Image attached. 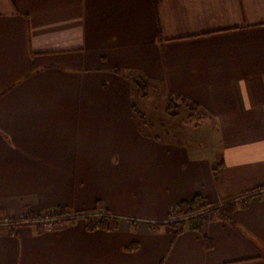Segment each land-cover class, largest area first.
<instances>
[{
    "label": "crops",
    "instance_id": "0c3cea01",
    "mask_svg": "<svg viewBox=\"0 0 264 264\" xmlns=\"http://www.w3.org/2000/svg\"><path fill=\"white\" fill-rule=\"evenodd\" d=\"M156 92L200 104L216 150L144 131ZM263 186L264 0H0V264H264ZM198 194L235 223L177 235Z\"/></svg>",
    "mask_w": 264,
    "mask_h": 264
},
{
    "label": "trees",
    "instance_id": "16d2710c",
    "mask_svg": "<svg viewBox=\"0 0 264 264\" xmlns=\"http://www.w3.org/2000/svg\"><path fill=\"white\" fill-rule=\"evenodd\" d=\"M158 3V0H155ZM138 93L141 98H146L150 93V86L148 82L143 79L134 80ZM183 109L191 112L188 117L203 118L206 115L202 112L200 104L193 102L185 98L180 94L170 92L168 96L167 114L172 118H179L182 116ZM133 111L137 118L146 124V115L142 112L137 105H133ZM264 188V186H263ZM239 203L237 201H229L224 204H215L209 200L206 196L198 194L190 200L180 202L171 211V220L167 222L172 229L176 231V234L182 233L190 222L198 219L204 221H217L222 220L228 223L234 224V213L238 209ZM64 210H58L51 213V217H60L64 215ZM87 227L89 230H97L99 228L111 229L116 227V220L109 216H104L100 220L94 219L92 216H86ZM29 220L23 218L20 220H11L8 227L11 229V233H15V227L22 224L21 221ZM76 220V218L66 219V221ZM4 222V217L0 216V224ZM208 244V242H207ZM209 246V244H208ZM129 250H136L139 248V244L134 243L126 247Z\"/></svg>",
    "mask_w": 264,
    "mask_h": 264
},
{
    "label": "rangeland",
    "instance_id": "374dc122",
    "mask_svg": "<svg viewBox=\"0 0 264 264\" xmlns=\"http://www.w3.org/2000/svg\"><path fill=\"white\" fill-rule=\"evenodd\" d=\"M156 97L148 99L143 104L139 102V106L147 115L146 124H142L143 130L147 131L149 126H154L153 135L156 133L160 134L159 142L160 143H177L187 142L195 144L197 149L195 150H216L215 147L211 148L207 146L209 144V139L206 138L208 134H214L218 130L214 122L210 121V118H190L188 117L191 112L183 109L182 116L180 118H171L166 116L164 111V97L161 92L155 93ZM143 107V108H142ZM173 130H176L179 135L173 134ZM182 134H188L189 138H182ZM157 135V134H156ZM204 137H201V136ZM212 139L216 141V135H213ZM202 146V147H200ZM217 167H219L217 165ZM106 215V214H105ZM7 218H4L6 220ZM102 219V218H101ZM99 220V219H97Z\"/></svg>",
    "mask_w": 264,
    "mask_h": 264
},
{
    "label": "built area",
    "instance_id": "2783aa9c",
    "mask_svg": "<svg viewBox=\"0 0 264 264\" xmlns=\"http://www.w3.org/2000/svg\"><path fill=\"white\" fill-rule=\"evenodd\" d=\"M105 216V212H104V210L103 211H100V212H97V213H95L94 215H92V217L94 218V219H101V218H103Z\"/></svg>",
    "mask_w": 264,
    "mask_h": 264
}]
</instances>
